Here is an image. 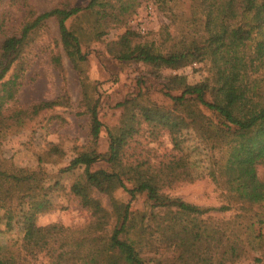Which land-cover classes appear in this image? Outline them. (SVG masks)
Listing matches in <instances>:
<instances>
[{
	"label": "rangeland",
	"instance_id": "1",
	"mask_svg": "<svg viewBox=\"0 0 264 264\" xmlns=\"http://www.w3.org/2000/svg\"><path fill=\"white\" fill-rule=\"evenodd\" d=\"M89 1L0 0V43L6 36L20 32L30 19V9L42 13L55 8L86 6ZM107 1L108 17L105 19L88 12L66 21L67 28L80 38L82 53L86 54L82 62L72 63L66 56L54 18L47 19L30 35L22 52L23 71L15 70V63L5 76L7 79L19 73L20 77L14 99L7 102L2 111L0 170L38 174V185L43 186L51 203L48 211L37 214L38 227L86 229L94 217L70 193L72 183L82 176L84 168L61 170L85 150L109 154L108 132L118 133L125 112L124 106L119 104L131 101L140 106L160 108L164 113H173L172 119L184 128L177 150L166 130L154 129L141 120L138 132L126 144L118 146L112 162H99L90 168L91 171L116 172L125 184V189L116 188L110 193L93 190L92 196L99 200L109 217L102 237L111 234L119 215L127 207L128 237L134 239L146 264H264V225L260 223L264 218V203L239 199L221 178L219 173L227 147L214 134L208 133L211 127L221 123L220 118L194 101L186 106H175L165 95V92L180 95L184 86L207 80L209 61L206 58L195 60L176 69L155 68L139 61H120L108 53L110 43L127 31L133 33L132 45L148 44L163 54L186 42L197 28L191 23L188 0H166L164 4L161 0ZM95 27L101 29V36L97 37ZM170 77H177L172 90L164 86ZM256 77L264 86V74ZM96 100L103 126L97 142H92L89 108ZM54 101L60 104L34 112L35 106ZM182 155L194 166V179L178 178L165 186L162 194L202 209L209 208L197 217L201 238L190 250L181 246L182 240H178L179 246L160 241L158 223L161 219L155 220L153 215L165 218L167 224L172 212L166 215L165 211L152 209L145 194L131 197L128 192L135 187L128 174L132 165L146 163L158 167L171 157ZM210 173L214 177L209 176ZM257 175L264 182V163L257 166ZM18 217L19 214L14 215L11 228L0 218V244L18 253L25 264H51L45 252L33 257L24 253Z\"/></svg>",
	"mask_w": 264,
	"mask_h": 264
},
{
	"label": "trees",
	"instance_id": "2",
	"mask_svg": "<svg viewBox=\"0 0 264 264\" xmlns=\"http://www.w3.org/2000/svg\"><path fill=\"white\" fill-rule=\"evenodd\" d=\"M161 1L163 4L167 2ZM188 2L192 14L191 23L197 28L186 42L178 45L179 48L177 46L163 54L148 44L132 45L133 33L127 31L117 41L110 43L108 53L120 61H139L155 68L173 69L206 58L210 63V76L207 80L198 85L184 86L180 95H171L169 92H165V95L175 106H186L194 101L196 105L220 118L221 123L211 127L208 133L214 134L227 147L225 161L219 173L221 178L227 184L228 190L239 199L254 204L264 203V182L257 175V166L264 163V86L256 77L264 74V0ZM108 4L107 0H90L86 6L55 8L42 13L30 9V19L20 32L2 40L0 125L4 120L3 108L14 99L20 77L19 73H13L7 79L5 76L15 63V70L23 71L25 60L22 52L30 35L44 25L47 19L54 18L66 56L72 63L82 62L86 59V54L82 53L80 38L67 28L66 21L88 12L105 19L108 17L105 9ZM96 22H99L98 19ZM98 29L100 28L95 27L97 37L102 35L101 29L97 31ZM58 60L59 57H56V61ZM176 78H168V83L164 86L168 90L174 89L172 84ZM56 104L60 103H41L34 107V112L49 109ZM119 106H124L125 112L118 133L108 132L109 154L88 149L75 155L61 170L68 172L79 167L84 168L82 176L72 183L70 193L94 217L93 223L86 229L72 231L55 225L38 227L37 214L51 208L43 186L38 185V174H24L23 171L8 173L0 170V218L11 228L14 215L19 214L26 255L33 257L45 252L51 264H146L136 249L134 239L128 237L127 207L119 215L111 234L102 237L109 217L99 200L92 196L93 190L110 193L116 188L125 189V184L116 172L104 169L91 171L90 168L99 162H112L118 146L126 144L138 132L141 120L152 125L154 129L166 130L175 150L179 148L184 128L180 122L172 119L173 113H164L160 108L140 106L131 101H125ZM97 109L98 100L89 108V134L92 142H97L103 126ZM217 162L215 160L214 164ZM193 168L189 158L182 155L171 157L168 162H162L158 167L137 163L128 172L135 182V187L128 190L131 197L138 193L145 194L152 209L165 211L166 215L172 212L167 224L165 218L153 215V219H161L158 223L160 241L179 246L178 240H182L181 246L187 250L193 249L201 238L197 217L209 208L202 209L180 199L169 198L162 194V189L178 178L193 180ZM208 175L214 177L213 173ZM57 184L56 182L54 187ZM260 223L264 225V218L260 219ZM17 254L0 244V264H25Z\"/></svg>",
	"mask_w": 264,
	"mask_h": 264
}]
</instances>
